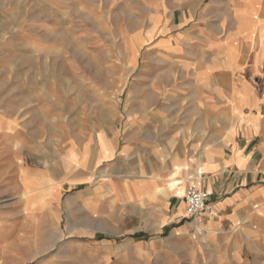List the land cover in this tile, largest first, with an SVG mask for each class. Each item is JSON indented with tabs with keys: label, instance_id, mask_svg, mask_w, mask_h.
I'll return each mask as SVG.
<instances>
[{
	"label": "crops",
	"instance_id": "crops-1",
	"mask_svg": "<svg viewBox=\"0 0 264 264\" xmlns=\"http://www.w3.org/2000/svg\"><path fill=\"white\" fill-rule=\"evenodd\" d=\"M223 1L230 2L222 11L231 14L235 26L228 29L226 15L210 6L213 17L198 24L196 47L182 59L191 82L185 97L190 110L176 122L192 127L190 145L181 129L173 132L178 143L164 152L130 139L123 148L131 167L126 177L91 173L97 157L75 156L70 149L60 177L41 166L18 165L14 177L22 192L32 191L21 197L14 213H0V264L8 255L19 264L24 260L21 230L4 225L20 215L40 221L44 235L34 252L78 254L82 264H151L152 257L171 252V247L157 250L154 241L185 217V189L197 172L204 174L202 187L214 195L204 228L190 222L208 238L204 250L192 245V252L203 264H249L245 250L264 252V0ZM185 22L187 16L180 25ZM12 126L0 113V138L11 135ZM97 145L101 157L112 158L119 138L102 133ZM188 148L197 155L188 156ZM6 158L0 144V185L12 176ZM75 166L78 171L72 172ZM97 177L103 181L92 184ZM174 180L178 184L172 186ZM83 183L90 186L65 197L67 187ZM188 224L173 228L176 239L190 235ZM122 235L128 236L124 242L117 239ZM72 237L80 239L72 242ZM74 263L71 257L65 264Z\"/></svg>",
	"mask_w": 264,
	"mask_h": 264
},
{
	"label": "rangeland",
	"instance_id": "rangeland-1",
	"mask_svg": "<svg viewBox=\"0 0 264 264\" xmlns=\"http://www.w3.org/2000/svg\"><path fill=\"white\" fill-rule=\"evenodd\" d=\"M229 4L223 0H0V106H4L0 113L13 125L11 135L0 138L12 171L0 185V213H14L21 197L31 195L30 188L26 195L22 192L14 177L18 165L41 166L60 177L70 149L75 156L97 157L91 173L126 177L131 169L123 154L128 140L144 141L164 152L178 143L173 132L181 129L190 145L192 127L176 122L190 110L185 97L190 96L191 82L182 71V59L190 58L196 47L198 24L213 17L210 6L226 15L228 29L235 26L231 14L222 11ZM184 16L188 22L180 25ZM102 133L119 138L112 158L101 157L97 139ZM186 154L195 156L197 150L188 148ZM78 168L72 167V172ZM102 181L97 177L92 184ZM88 186L67 187L65 197ZM185 221L190 235L176 239L173 228ZM190 222L183 217L154 241L157 250L171 247V252L157 254L151 264H203L191 246L202 251L208 238ZM4 225L22 232V264H40L51 257H55L52 264H65L71 257L74 264L84 260L78 254L34 252L44 235L37 219L20 215ZM243 256L249 264H264L260 250H245ZM6 264L19 262L8 255Z\"/></svg>",
	"mask_w": 264,
	"mask_h": 264
},
{
	"label": "built area",
	"instance_id": "built-area-1",
	"mask_svg": "<svg viewBox=\"0 0 264 264\" xmlns=\"http://www.w3.org/2000/svg\"><path fill=\"white\" fill-rule=\"evenodd\" d=\"M204 179L202 172H197L195 179L191 181L184 193L186 204L185 218L203 224L207 213H211L209 205L214 193L203 188L201 185Z\"/></svg>",
	"mask_w": 264,
	"mask_h": 264
},
{
	"label": "bare ground",
	"instance_id": "bare-ground-1",
	"mask_svg": "<svg viewBox=\"0 0 264 264\" xmlns=\"http://www.w3.org/2000/svg\"><path fill=\"white\" fill-rule=\"evenodd\" d=\"M190 160H191V159H190ZM192 160H193V159H192ZM198 162H199V160H198ZM196 163H197V162H196ZM171 184H172V186H174V185H177L178 182H177V180H174ZM197 228H198V229H202V228H203L202 224L198 223V224H197Z\"/></svg>",
	"mask_w": 264,
	"mask_h": 264
}]
</instances>
